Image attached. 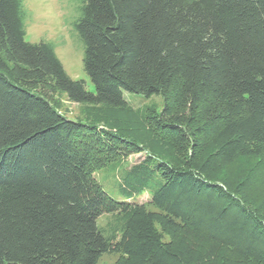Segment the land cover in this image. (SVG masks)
I'll list each match as a JSON object with an SVG mask.
<instances>
[{
    "label": "trees",
    "instance_id": "16d2710c",
    "mask_svg": "<svg viewBox=\"0 0 264 264\" xmlns=\"http://www.w3.org/2000/svg\"><path fill=\"white\" fill-rule=\"evenodd\" d=\"M23 3L0 0V264H97L104 253L114 264H264V202L247 195L264 173L222 174L241 158L264 171V0H79L93 92L50 42L25 40ZM122 90L163 97L147 125L158 162L121 185L139 194L159 175L153 209L103 191L82 139L96 126L47 97L103 105L114 120ZM103 212L121 214L118 239L98 228Z\"/></svg>",
    "mask_w": 264,
    "mask_h": 264
},
{
    "label": "rangeland",
    "instance_id": "374dc122",
    "mask_svg": "<svg viewBox=\"0 0 264 264\" xmlns=\"http://www.w3.org/2000/svg\"><path fill=\"white\" fill-rule=\"evenodd\" d=\"M79 4V0H24V38L30 42H50L66 73L73 79L83 80L85 87L93 92L94 85L83 70V47L73 28ZM122 95L125 109L119 111L114 120L110 119V111L103 105L76 103L59 91L49 92L47 97L64 117L96 126L88 132V136L81 137L88 144L89 155L93 160L90 168L92 177L103 191L116 201H129L153 209L150 205L151 191L159 182V175L153 174L151 178L154 184H150L139 194L127 193L122 190L121 185L123 178L135 166L148 165L153 169L158 162V158H151L148 152L147 125L161 111L163 97L157 94L146 97L126 90H122ZM147 157L152 160L146 162ZM167 157L171 163L176 164L181 158H175L173 153H169ZM256 167L255 159L241 158L229 164L222 174L241 179L255 169L264 173ZM247 195L252 201H258L256 203L264 202V180L254 184ZM96 223L105 237L118 239L123 225L120 213L103 212L97 217ZM166 232L167 240H182L180 233L172 230ZM118 257L115 253H104L97 264H114Z\"/></svg>",
    "mask_w": 264,
    "mask_h": 264
}]
</instances>
